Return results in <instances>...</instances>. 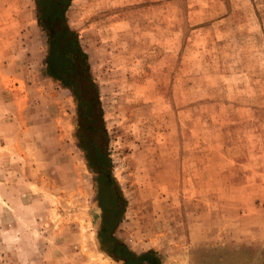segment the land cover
<instances>
[{"label":"rangeland","instance_id":"rangeland-1","mask_svg":"<svg viewBox=\"0 0 264 264\" xmlns=\"http://www.w3.org/2000/svg\"><path fill=\"white\" fill-rule=\"evenodd\" d=\"M37 1L0 0V264H123L101 172L136 252L264 264V0L62 4L86 107L48 72Z\"/></svg>","mask_w":264,"mask_h":264},{"label":"trees","instance_id":"trees-1","mask_svg":"<svg viewBox=\"0 0 264 264\" xmlns=\"http://www.w3.org/2000/svg\"><path fill=\"white\" fill-rule=\"evenodd\" d=\"M37 3L40 9V20L42 21L43 17L47 19L46 24L49 25V32L51 27L59 28L57 33L50 32V51L47 58L48 72L65 85L72 87L79 96L82 107H86L89 100L85 94L80 93V88L82 87L84 93L89 84L82 85L83 79L79 74L82 75L87 69V54L81 48L77 34L63 22V10L68 5L69 0H38ZM62 4H65L64 9ZM55 23L58 26H54ZM96 150V156L99 160L103 155L99 149ZM101 173L102 175H99L102 191L100 202L104 203L107 208L103 217L100 237L106 250L115 258L122 260L123 264H163L155 250L150 249L138 253L113 234L122 208L118 204V194H114L112 191V180L107 173Z\"/></svg>","mask_w":264,"mask_h":264},{"label":"flooded vegetation","instance_id":"flooded-vegetation-1","mask_svg":"<svg viewBox=\"0 0 264 264\" xmlns=\"http://www.w3.org/2000/svg\"><path fill=\"white\" fill-rule=\"evenodd\" d=\"M50 32L51 33H57V32H59V28H57V27H55V28H52L51 30H50ZM100 175H102V173L100 174ZM102 192V191H101ZM105 194V193H104ZM101 196H102V193H101ZM100 196V197H101ZM105 197V196H104ZM101 200V199H100ZM102 206L105 208V210H106V206L104 205V203H102Z\"/></svg>","mask_w":264,"mask_h":264},{"label":"bare ground","instance_id":"bare-ground-1","mask_svg":"<svg viewBox=\"0 0 264 264\" xmlns=\"http://www.w3.org/2000/svg\"><path fill=\"white\" fill-rule=\"evenodd\" d=\"M23 9V8H22ZM28 20V19H27ZM22 21V20H21Z\"/></svg>","mask_w":264,"mask_h":264}]
</instances>
